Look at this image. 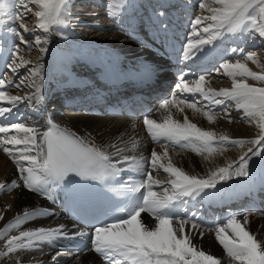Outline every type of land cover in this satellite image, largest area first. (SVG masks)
I'll list each match as a JSON object with an SVG mask.
<instances>
[{
	"label": "snow or ice",
	"instance_id": "obj_1",
	"mask_svg": "<svg viewBox=\"0 0 264 264\" xmlns=\"http://www.w3.org/2000/svg\"><path fill=\"white\" fill-rule=\"evenodd\" d=\"M20 3L27 11H31L29 4L37 9L33 13L37 23L32 29L23 22L24 14L17 13L12 16L13 20L20 21L19 27L24 32L40 30L49 33L54 27L66 28L79 20V17L71 15L70 0H20ZM116 7L122 5L116 0H109V16L115 15ZM199 8L202 13L207 14L192 21L193 36L197 38L195 40L190 38L185 45V59H191L195 52L203 51L204 46L212 45L229 35L242 34L251 38L255 34L259 38H264V0H201ZM4 9V0H0V24L3 23ZM13 34L20 39L21 44L27 45V40L20 32L14 31ZM45 43L46 40H42L40 36L36 37L35 45L39 47L40 52L46 51L42 46ZM231 51L235 53L237 49L233 48ZM249 61L261 71H253L248 66ZM30 63L32 62L20 54L17 46L8 67L15 74L18 69ZM219 68L223 69V75L230 78V88L216 90L206 87L205 76H200L191 85L181 77L178 90L181 93H200L206 100L217 105H223L225 101L233 102L238 111H243L242 119L254 124L258 129L256 137L234 139L226 133L218 134L215 131L203 130L187 116L182 123L172 119L170 113L162 122L145 117L143 124L152 141L155 143L167 141L162 144L164 148L162 153L151 151V167L154 171L162 169L174 179L167 181L171 187H164L161 195L153 191L152 186H159L163 182L154 179L149 172L147 179L133 189L135 192L146 189L147 194L141 193L126 208L125 216L94 229L92 251L102 257L105 264H222L219 258L193 243L191 232L185 231L190 222L187 219H177L173 211L174 203L181 197L195 198L202 193L206 194V189H215L219 182L233 176L247 177L249 154L261 155L262 150H257V146L264 142V63H261L255 52H247L242 59H237L235 63H222ZM32 74L39 75L38 69H32ZM249 80L255 81L256 84L249 83ZM12 83L11 80L0 78V102L14 105L22 100L31 99L10 94L7 88ZM24 83L25 81L21 80L16 87L20 88ZM36 92H39L38 88ZM181 105L194 112H201L209 123L215 122L216 116L210 110L204 111L198 108L196 103H189L176 95L165 100L160 107L164 110H168L170 106L176 107L178 111L183 112ZM11 110L10 107H0V116ZM13 131L16 134H11ZM20 133H23V136H20ZM0 134H4L0 136V148L15 164L18 173V180L12 179L10 183L0 182V193H11L14 189L24 188L47 197L50 192L49 186L56 187L70 176L85 181H104L118 171L109 162V155L101 148L86 143L74 132L61 129L51 121L48 130L44 132L17 123L11 128L0 127ZM170 145L189 148L198 155L207 153L208 156L226 151L229 146L249 147L238 160L229 161L226 166L210 171L206 177H199L174 166L168 152ZM208 156H205L206 160ZM132 160L134 161V158ZM125 162L131 163L127 157ZM45 212L46 210L42 209L26 208L22 216L17 214L13 220L0 228V241H4V250L0 251V258L29 251L43 244H51L61 236L67 235L63 231V225L21 230L18 234L9 235L13 229H19L24 221ZM142 213H147L155 223L148 225L143 220ZM242 217L241 219L234 214L229 216L226 222L217 224L214 229L215 240L222 246L228 264H264V242L259 241L256 235L248 230V214H242ZM3 219V214L0 213V220ZM190 228L199 232L203 238L204 232L200 231V224L191 222ZM79 234L87 235L83 232ZM16 264H22L18 256Z\"/></svg>",
	"mask_w": 264,
	"mask_h": 264
},
{
	"label": "bare ground",
	"instance_id": "obj_2",
	"mask_svg": "<svg viewBox=\"0 0 264 264\" xmlns=\"http://www.w3.org/2000/svg\"><path fill=\"white\" fill-rule=\"evenodd\" d=\"M139 1L140 0H116L122 7L114 8L115 15L113 16L108 15L107 6L105 10L92 7L84 13L82 18H79L78 21H74L70 26L66 28L54 27L49 33L57 41V44L52 46L50 43L52 49L48 43L42 44L46 51H39L40 55L37 57L39 63L33 67L38 69L39 75H33L32 70H29L30 73L28 72V75L22 78L24 81L30 78L29 81H31V86L27 87L25 81L24 85L17 88L16 85L19 84L21 80L16 83L13 80V76L6 79L13 82L10 85L12 88L8 90L10 94L31 97V99L22 100V102H36L40 109H46L48 111L50 107L53 114L50 116L49 120L74 132L86 143L101 148L109 155L110 163H114L112 160L125 156L129 152L131 142L133 141L131 139L133 137L134 123L127 119H104L98 116L86 115L87 109H83L82 113L74 112L69 115L62 113V116H57V106L51 103V98L52 95L58 93V91H65L64 89L68 86L89 83L93 77L103 79L104 86L93 88L92 85H89V89L80 91V97L85 101L89 98L90 90L95 91V93H101V91L107 88L117 87L119 84L114 82V78L119 81L122 80V83L126 84L130 82V77L139 74L148 76L161 62L169 60L168 58H174V51L167 49L168 46L161 41L159 35L154 34L152 36L153 41L156 42L155 44L157 45V47H154L143 38L142 34L130 32L132 30L129 29L127 22L129 21L132 27H136V29L138 23L143 27H155L160 25V20L162 18L167 17L168 19H175L177 15H187L191 12L190 8H185L187 7V3L182 2V0H161L163 3L161 13L157 14L152 8H149L148 13L142 16V9L138 6ZM4 4L10 9L11 14L7 12L8 9L6 8L5 15L2 17L3 23L0 24V35L3 34V27H8L12 22H15V20L12 19L14 14H12L11 11L12 7L10 1L4 0ZM133 8L136 10L134 11ZM206 14L207 13H202V10L199 8L197 11L190 14V18L193 21L198 16ZM118 17L122 21L121 25L113 24L112 21H115ZM143 19L144 21H142ZM86 26L89 27L87 28ZM187 28H189L190 31L189 35L182 36L183 49L190 38L193 40L197 38L193 36L192 27L187 26ZM230 36L231 35L226 36L223 39H228ZM243 36L245 37V35L242 34L236 35L238 38ZM138 39H141L142 46L135 43V40ZM6 42L10 43L9 35L6 36ZM172 43H176V41L172 40ZM209 48H211V45L204 46L202 52L209 51ZM251 48L252 44L248 49ZM75 50L79 51V54H75ZM243 51L242 48L238 47L236 53H219L216 54V58L223 59V63H235L237 59H242L244 53H241ZM213 52L216 53L215 50H213ZM245 52L253 51H246L245 49ZM151 53H154L157 57L152 59L150 57ZM256 54L261 63H264V57L259 53ZM32 60L30 61L32 62ZM179 60L185 61L189 63V65H193L197 61H201L202 64L207 61L210 63L215 61L213 58L209 59L207 54L202 56L195 55L191 59H185L183 56ZM179 60L174 58L171 61L174 64H178ZM80 63L88 65V68L85 71L79 72L80 65L78 64ZM247 63L253 71H261L260 68H257L250 61ZM21 69L22 68L18 69V71ZM18 71L12 74L18 76ZM113 71L116 72V75H112ZM197 76L198 78L195 81L202 75L198 73ZM205 78L207 81L206 87H211L216 90L231 87L230 78L223 75V69H220L219 66L211 76H205ZM29 81L27 83H29ZM248 82L256 84L255 81L249 80ZM192 83L193 82L189 84L191 85ZM257 86L260 85L257 84ZM37 88L39 89L38 93L36 92ZM120 89L123 90V87ZM196 94L205 100L206 105H211L220 110L219 113H214L216 116L215 122L209 123L201 112L191 114V112L194 111L184 105L180 106L183 107V112L171 106L168 110L161 108L155 113L153 119L157 122H162L170 113L172 119L180 121L181 123L184 117L187 116L192 123H196V125L203 130L215 131L218 134L226 133L234 139H254L256 137L258 129L254 124H249L246 120L242 119L243 111H238L233 102L225 101L223 105H217L211 103L210 100H206L200 93ZM104 104L107 103L104 101ZM3 105V102H0V106ZM203 108L205 109V107ZM113 111L115 110L110 108V112ZM202 119L207 121L209 126H205V123L203 124L205 121ZM229 120L232 122L230 123ZM43 123L44 120L37 121L28 117L24 125L36 128L39 132H44L47 130L48 126H43ZM19 135L23 136V133ZM149 147H151V145H148V148ZM248 147L249 145H245L244 148H230L223 152H217L208 156L207 160L201 155L197 156L170 152L169 155L174 166L183 169L191 175L206 177L210 171L218 167L226 166L229 161L238 160L239 156L247 151ZM257 150H262L261 155H252L248 158L249 175L247 177L233 176L231 179L224 180V184H232L237 179L252 178L253 180L259 179L260 186L264 185V183H262L264 180V142H262L261 146H257ZM149 151H151V149ZM239 151L240 153H238ZM156 152L162 153L163 150L157 149ZM164 162L166 163V161ZM12 179L18 180L16 166L12 160L8 158V155L0 153V182L10 183ZM154 179L160 180L157 177ZM171 179H174V177ZM49 188L50 192L47 197L29 192L24 188L14 189L11 193H0V213H2L4 217L3 220H0V228L13 220L17 214L22 216L23 210L26 208L29 210L42 209L46 210L45 214L24 221L19 229H13L9 235L18 234L21 230H32L40 227L54 228L61 225H63V231L67 235L61 236L51 244H43L29 251H22L9 257L0 258V264H16L17 256L21 259L22 264H105L102 257L92 251V237L87 238L85 235H80L79 233L82 232L81 230L69 229L71 227L70 223L64 221L60 214V205L54 196L56 190L52 186H49ZM160 193L163 194V191L160 190ZM223 195L228 197L229 192H225ZM183 198L185 199V197ZM203 205L204 204L200 205V207L196 205V213L200 214L201 217L204 216L206 221L214 220L217 225L220 219V217L217 216V212L212 211V208H204ZM251 217H253L252 220H250ZM142 218L148 225L155 223L147 213L142 215ZM239 218L242 219L243 217L240 216ZM248 218V230L255 234L259 241L264 242V215L258 213L256 216H249ZM198 224L201 225L200 231L204 232L203 238L200 237L199 232L191 230L190 223L185 229L186 232H191L193 243L205 252L219 258L222 264H228V259L222 246L215 240V227L212 229L207 228L201 223V220H198ZM85 240L87 241V246H90V250L84 249L81 253L72 250L66 258L52 257L51 261H48L50 251L54 247L60 246L65 250H68L70 247L74 249ZM3 245L4 241H0V251L4 250Z\"/></svg>",
	"mask_w": 264,
	"mask_h": 264
},
{
	"label": "rangeland",
	"instance_id": "obj_3",
	"mask_svg": "<svg viewBox=\"0 0 264 264\" xmlns=\"http://www.w3.org/2000/svg\"><path fill=\"white\" fill-rule=\"evenodd\" d=\"M8 1H10V5L12 7V10H11L12 11V14H14V15L17 14V13L24 14V21L23 22L26 23V25H27V27L29 29H32L35 26V24L37 23L36 18L33 15V13L37 10L35 8V6L29 4V8H31V11H27L25 8H23L21 6L20 0H8ZM96 2H101L100 3L101 6H99V4H97ZM108 2H109V0H70V11H71V15L73 17L82 18L84 16V13L86 11H88L89 8H92V7L93 8L95 7L97 9H103V10H105L106 6L108 7ZM200 3H201V0L198 2V5ZM6 8L8 9L7 12L10 13V9L5 6V9ZM149 8H152V7H149ZM5 9H4V11H5ZM135 10L136 9H134V11ZM153 11L155 12L154 9H153ZM141 12L144 13L143 11H141ZM117 22H119V20H117ZM12 23H11L12 25L10 24L11 27L9 26L10 31L11 32H14V31L20 32V34L22 36H24V38L28 42L27 45L21 44L20 43V39L13 34L12 36H13V39L15 41L13 43V46H15L16 48H17V46H19L20 54L23 55L25 57V59H28V60H32L33 59L32 60V63L28 64L26 67H21L22 69L19 70V73H18L19 75L18 76L17 75L14 76V81L15 82H19L20 80H22L23 76L26 77L28 75L29 70L34 69L33 67L36 66V65H38V63H39V61L37 60V57L40 55V52H39L38 47L35 45V39H36V37L37 36H40L42 40H46L47 43L49 45L51 43L52 46H55L57 44V41L54 39V37L50 33H43L40 30H36L35 32H24L23 29H21L19 27L20 21H15V22H12ZM117 25H121V23H119ZM86 27L88 28L89 26H86ZM77 30H78V27H77ZM254 39L256 41V45L254 46V48H252V51L255 52V53H259L261 56L264 57V38H259L258 36H256L255 34H253L252 35V38H251V41L254 40ZM51 45H50V47L52 49V46ZM76 51L77 50H75L74 53L75 54H79V51L78 52H76ZM26 57H28V58H26ZM8 74H10V72ZM29 80H30V78L25 79L26 84H27L26 85L27 87H30L31 86V83H30L31 81H29ZM28 81H29V83H27ZM194 113L197 114V112H191V114H194ZM202 120L205 121L204 119H202ZM204 123H205V126H209V123H207V121L203 122V124ZM136 133H137L136 132V129L134 128V130H133V136H135ZM168 152H170V153H177V152H171V151H168ZM238 153H240V151ZM203 158L205 159L204 156H203ZM159 174L162 177H165L166 176L167 179H171L172 178V177L169 176L168 173H165V172L164 173L160 172ZM259 214L264 215V210L261 213H259ZM256 215L257 214H250V215H248V217L249 216H256ZM252 219H253V217L250 218V220H252ZM50 261H51V259H50Z\"/></svg>",
	"mask_w": 264,
	"mask_h": 264
}]
</instances>
